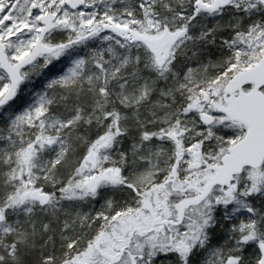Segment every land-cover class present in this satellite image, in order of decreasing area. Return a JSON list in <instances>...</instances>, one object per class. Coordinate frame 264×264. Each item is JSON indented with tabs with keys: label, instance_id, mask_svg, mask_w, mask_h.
<instances>
[{
	"label": "snow or ice",
	"instance_id": "obj_1",
	"mask_svg": "<svg viewBox=\"0 0 264 264\" xmlns=\"http://www.w3.org/2000/svg\"><path fill=\"white\" fill-rule=\"evenodd\" d=\"M0 264H264V0H0Z\"/></svg>",
	"mask_w": 264,
	"mask_h": 264
}]
</instances>
